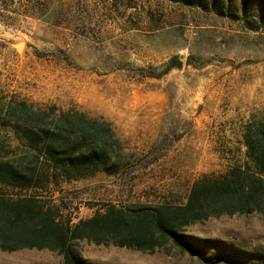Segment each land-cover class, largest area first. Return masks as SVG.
Masks as SVG:
<instances>
[{
  "label": "rangeland",
  "instance_id": "obj_1",
  "mask_svg": "<svg viewBox=\"0 0 264 264\" xmlns=\"http://www.w3.org/2000/svg\"><path fill=\"white\" fill-rule=\"evenodd\" d=\"M194 1L0 0L1 120L21 102L53 117L78 113L107 126L123 162L115 176L37 194L71 226L110 207L184 205L196 182L246 163L245 130L264 122L263 0H249L245 16L239 0L216 10ZM175 57L182 67L162 75ZM21 153L11 125H0V158ZM182 234L206 250L204 259L170 244L153 253L72 245L87 264H215L219 255L230 262L217 264H264L262 215L210 217ZM0 264L62 257L0 251Z\"/></svg>",
  "mask_w": 264,
  "mask_h": 264
},
{
  "label": "trees",
  "instance_id": "obj_2",
  "mask_svg": "<svg viewBox=\"0 0 264 264\" xmlns=\"http://www.w3.org/2000/svg\"><path fill=\"white\" fill-rule=\"evenodd\" d=\"M220 1L210 0L211 10H216ZM227 1L231 5L234 2ZM249 2L239 0L243 16ZM181 67L178 58H172L162 75ZM3 114L0 125H11L22 153L11 159L0 158V190L28 194L16 198L0 194L2 252L47 250L59 254L62 264H87L72 245L75 241H85L145 253L170 244L191 257L204 259L206 250L190 242L182 234L184 228L210 217L264 216V122L251 124L245 130L247 161L244 166L232 168L218 178L196 182L184 205H160L138 211L110 207L71 226V221L62 217L59 205L37 194L54 192L62 184L98 174L117 175L123 162L107 126L78 113L53 117L24 102L10 104ZM212 243L208 249L213 247ZM220 262L230 261L225 255H219L214 263Z\"/></svg>",
  "mask_w": 264,
  "mask_h": 264
},
{
  "label": "water",
  "instance_id": "obj_3",
  "mask_svg": "<svg viewBox=\"0 0 264 264\" xmlns=\"http://www.w3.org/2000/svg\"><path fill=\"white\" fill-rule=\"evenodd\" d=\"M14 47H15L17 52H21L22 48H23V42H19V43L15 44Z\"/></svg>",
  "mask_w": 264,
  "mask_h": 264
}]
</instances>
